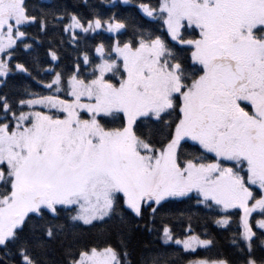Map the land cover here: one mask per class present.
I'll list each match as a JSON object with an SVG mask.
<instances>
[{"label":"snow or ice","instance_id":"snow-or-ice-1","mask_svg":"<svg viewBox=\"0 0 264 264\" xmlns=\"http://www.w3.org/2000/svg\"><path fill=\"white\" fill-rule=\"evenodd\" d=\"M137 7L150 20L162 21L171 40L190 53L191 63L161 35L133 25L135 38L117 39L111 50L96 46L99 63L83 53V63L92 65L91 79L81 75L77 63L67 78L71 98L62 99L64 73L51 64L59 61L57 50H48V68H41L38 55H31V67L17 57L21 47L35 51L37 38L28 28L39 25L44 34L62 28L78 46L82 34L105 25L120 34L129 25L115 13L105 20L93 12L85 21L67 9L0 0V83L21 75L53 93L25 86L27 98L15 103L0 95V247L5 249L0 259L5 264H47L48 241L67 227L57 222L62 209L74 211L70 220L84 225L113 216L123 222L124 213L117 211L121 201L143 219L146 208L155 217L153 205L191 192L208 208L242 209L244 264H264L253 255L257 234L249 219L257 210L264 216V0H160L158 7L144 2ZM40 72L51 79L39 78ZM37 106L47 111L34 110ZM149 122L158 129L145 134L141 127ZM216 223L229 225L230 218L223 215ZM256 224L264 229V218ZM160 238L185 251L213 244L195 234L176 238L167 225ZM119 243V249L110 243L78 253L68 248L67 264H132L123 230ZM233 244L245 252L238 240ZM14 256L19 261L8 259ZM152 264H161L160 256Z\"/></svg>","mask_w":264,"mask_h":264},{"label":"trees","instance_id":"trees-1","mask_svg":"<svg viewBox=\"0 0 264 264\" xmlns=\"http://www.w3.org/2000/svg\"><path fill=\"white\" fill-rule=\"evenodd\" d=\"M27 2L30 7L35 9L45 8L53 11L67 9L69 12L78 14L85 21L92 19L93 12L100 13L105 20L115 13L129 25L127 30H121L120 34L104 30L82 34L78 46L68 40V36L63 33L62 28L55 30L49 28L47 34L40 31L39 25L28 28L30 35L35 36L37 40L35 43L32 40L26 42L34 43L35 51L28 54L21 47L17 52V57L23 62H28L31 67V55H38L41 60V68H48L51 62L48 50L50 48L57 50L59 61L51 62V64L57 71L64 73V91L59 93L60 96H67V78L73 73L77 63L80 64L81 75L91 79L89 73L92 65L83 63V53L87 52L93 63H99L100 58L99 53L95 51L96 46L103 43L106 48L111 50L117 39L127 42L129 39L135 38L133 25L148 28L155 34L161 35L170 47L184 57L186 63H191L190 53L182 50L181 46L171 40L162 21L150 20L137 7L141 2L158 7L160 0H130L128 4L120 0H27ZM113 4L116 7H112ZM64 22L67 23L68 21L65 20ZM61 39L64 40L63 45L60 44ZM112 54L115 56L114 52ZM39 78L45 81L51 79V77L45 76L43 72H40ZM25 86H28L31 92H38L43 95L53 94L30 78L12 75L7 78L6 82L0 83V95L6 93L15 103L19 98H27L24 95ZM24 110H28V108L25 107ZM149 128L156 131L158 126L149 122L142 125L141 131L147 134ZM156 138H159L158 131ZM189 143L191 144V142ZM189 150H191L190 147ZM254 190L259 192L257 187ZM199 199L201 198L194 193L179 198L170 197L162 201L160 206L153 205L158 209L155 217L152 216L151 209L146 208L143 219L126 211L121 201V206L117 211L124 213L123 222L120 216H113L111 219L106 218L103 222H94L93 225L71 221L70 216L75 215V212L62 209L57 222L65 224L66 230L56 240L48 241L47 251L43 258L47 264H67L66 250L68 248L78 253L80 250L91 247L103 248L110 243L119 249L121 231L123 230L126 234L130 252L129 259L132 264H152L155 256H160L161 264L164 260L167 261V264H188V261L193 259H227L230 264H244L247 249L240 235L243 231L241 211L239 209L223 210L214 204L208 208L205 204L198 203ZM223 215L229 216V225L216 223L217 219ZM260 218H264L260 212H255L252 216L253 230L257 234L253 240V255L257 260H264V243H262L264 241V229H260L256 224ZM164 225L172 229L176 238L183 239L188 234H195L204 239H211L213 244L207 249L199 247L195 251H185L181 245H176L174 242L164 244L160 238L163 234ZM189 225H191V231ZM150 229L153 230L150 231ZM129 230L130 235H128ZM27 234L28 230L26 229L24 235ZM234 239L238 240L242 247H245V252L242 253L233 244ZM12 251L15 249L13 248ZM4 252L5 249L0 247V256H3ZM8 259L19 261L18 256ZM0 264H5V260L0 259Z\"/></svg>","mask_w":264,"mask_h":264},{"label":"rangeland","instance_id":"rangeland-1","mask_svg":"<svg viewBox=\"0 0 264 264\" xmlns=\"http://www.w3.org/2000/svg\"><path fill=\"white\" fill-rule=\"evenodd\" d=\"M120 1H122V0H120ZM166 27V26H165ZM99 30H104V31H107L106 30V25H105V27H102L101 29H97L96 31H99ZM108 32V31H107ZM111 33V32H110ZM115 34V33H114ZM115 54V53H114ZM67 92H68V90H67ZM62 99H70L71 97H69L68 96V94H67V96H60ZM86 102V101H85ZM29 110V109H28ZM28 110H25V111H28ZM34 110H44V111H47V109H43V108H41L40 106H37L36 107V109H34ZM82 114V116L84 117V118H87V115L86 114H84V113H81ZM255 187H257V186H254L253 187V191L255 192V190H254V188ZM258 188V187H257ZM192 193H194L195 195H197L198 196V194L196 193V192H191V193H189V194H192ZM188 194V195H189ZM171 198H179V197H171ZM201 199H202V197H200ZM168 199V198H167ZM221 208V207H220ZM221 209H223V208H221ZM235 209H239V208H235ZM224 210V209H223ZM228 210H231V209H228ZM240 211H241V216L243 215V211H242V209H239ZM256 212H259V210H257ZM255 213V212H254ZM253 213V214H254ZM253 214H252V216H253ZM252 216L249 218L250 219V223L252 224ZM261 219V218H260ZM242 227H243V225H242ZM202 239H204V238H202ZM172 242H174V241H172ZM172 242H169V243H172ZM182 246V245H181ZM199 247H197L196 249H198ZM195 249V250H196Z\"/></svg>","mask_w":264,"mask_h":264}]
</instances>
